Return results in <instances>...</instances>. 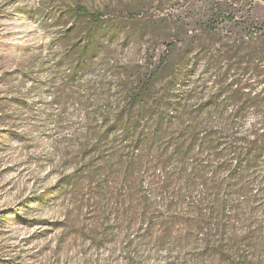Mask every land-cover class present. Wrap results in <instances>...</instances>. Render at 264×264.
Listing matches in <instances>:
<instances>
[{"label": "rangeland", "instance_id": "1", "mask_svg": "<svg viewBox=\"0 0 264 264\" xmlns=\"http://www.w3.org/2000/svg\"><path fill=\"white\" fill-rule=\"evenodd\" d=\"M262 52L264 0H0V264H264V162L215 175L187 139L222 126L194 112L217 71L264 99Z\"/></svg>", "mask_w": 264, "mask_h": 264}, {"label": "trees", "instance_id": "2", "mask_svg": "<svg viewBox=\"0 0 264 264\" xmlns=\"http://www.w3.org/2000/svg\"><path fill=\"white\" fill-rule=\"evenodd\" d=\"M75 12L81 18L88 19L92 22L102 20L101 14H92L80 5L76 6ZM227 20L233 22L234 18H227ZM194 38L195 36L190 37L191 40ZM167 49L173 52L175 46L167 45ZM260 55V58H254L250 63L247 62V64H250V69L246 73L250 74L249 71L251 72L249 80L253 82V84L246 86L249 90L255 89L257 91V87L264 84V70L260 68L264 66V52ZM165 63L166 58H163L161 60V66L165 65ZM229 71L231 69L223 73L217 71L216 74L214 73L209 78L212 79V86L218 90V93L217 95L208 96L206 99L200 101L196 107L198 109L194 111L195 113L208 111V116H216L219 120V125L221 124L222 126H220L219 130L218 128L215 130L206 128L203 132L200 129L197 130L196 127H192L189 130L190 134L187 136V139L189 147L194 145L199 148L198 155L202 159L201 162L206 165L207 171L215 175L217 171L226 173L231 176L229 179L239 181L244 180L248 172L254 171L260 163L264 162L263 112L258 113L260 121L257 125L252 126L249 131L242 134L237 127L245 118V112L252 107L259 109L264 99L262 96L263 91L260 89L254 93V98L248 101L242 100L240 91L246 88L240 87L239 75H231L228 73ZM158 72L159 68L147 73L145 83L136 88L137 93L134 94L135 99H144L145 94L152 87ZM177 106H179V103L176 104V108H173L174 110H171V112L175 113ZM229 107H234L230 113H228ZM119 115L116 117V123H121L122 116ZM136 129L134 124L130 125L128 123L127 126L124 124L121 129V135L126 139L131 138ZM229 162H231V165ZM232 162L235 163L234 166H232ZM231 167L232 169H230ZM99 171L100 164H97L94 173H98ZM233 187L235 186L233 185Z\"/></svg>", "mask_w": 264, "mask_h": 264}]
</instances>
